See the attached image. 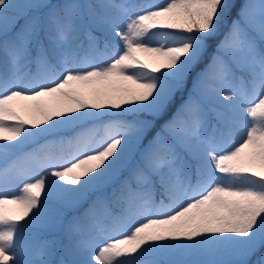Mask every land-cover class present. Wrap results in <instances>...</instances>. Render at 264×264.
<instances>
[{
	"label": "snow or ice",
	"instance_id": "obj_1",
	"mask_svg": "<svg viewBox=\"0 0 264 264\" xmlns=\"http://www.w3.org/2000/svg\"><path fill=\"white\" fill-rule=\"evenodd\" d=\"M0 264H264V0H0Z\"/></svg>",
	"mask_w": 264,
	"mask_h": 264
},
{
	"label": "rangeland",
	"instance_id": "obj_2",
	"mask_svg": "<svg viewBox=\"0 0 264 264\" xmlns=\"http://www.w3.org/2000/svg\"><path fill=\"white\" fill-rule=\"evenodd\" d=\"M137 2H140V0H137ZM159 2V0H158ZM45 103H47L49 106H55V101L51 98H44ZM102 135V132L100 133ZM6 207L9 209V211L14 214L16 211H18L17 207L15 205H6ZM113 211H116L115 207H113Z\"/></svg>",
	"mask_w": 264,
	"mask_h": 264
},
{
	"label": "trees",
	"instance_id": "obj_3",
	"mask_svg": "<svg viewBox=\"0 0 264 264\" xmlns=\"http://www.w3.org/2000/svg\"><path fill=\"white\" fill-rule=\"evenodd\" d=\"M5 207H6V206H5ZM6 211L9 212V213H11L7 207H6Z\"/></svg>",
	"mask_w": 264,
	"mask_h": 264
}]
</instances>
